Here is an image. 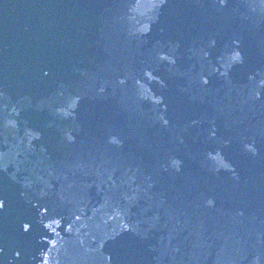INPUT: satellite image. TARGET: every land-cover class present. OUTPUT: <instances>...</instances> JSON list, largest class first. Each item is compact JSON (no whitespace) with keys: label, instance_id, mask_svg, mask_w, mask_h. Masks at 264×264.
Returning <instances> with one entry per match:
<instances>
[{"label":"water","instance_id":"water-1","mask_svg":"<svg viewBox=\"0 0 264 264\" xmlns=\"http://www.w3.org/2000/svg\"><path fill=\"white\" fill-rule=\"evenodd\" d=\"M0 264H264V0H0Z\"/></svg>","mask_w":264,"mask_h":264}]
</instances>
